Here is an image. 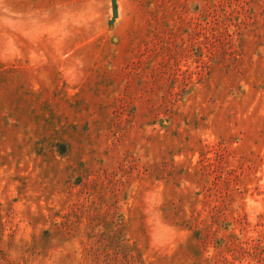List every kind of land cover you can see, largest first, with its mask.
Masks as SVG:
<instances>
[{"label": "rangeland", "instance_id": "374dc122", "mask_svg": "<svg viewBox=\"0 0 264 264\" xmlns=\"http://www.w3.org/2000/svg\"><path fill=\"white\" fill-rule=\"evenodd\" d=\"M111 1L0 0V264H264V0Z\"/></svg>", "mask_w": 264, "mask_h": 264}, {"label": "water", "instance_id": "95a60500", "mask_svg": "<svg viewBox=\"0 0 264 264\" xmlns=\"http://www.w3.org/2000/svg\"><path fill=\"white\" fill-rule=\"evenodd\" d=\"M111 2H112V4H114V3H115V0H112ZM116 14H117L116 9L113 8V9H112V15H113V17H115Z\"/></svg>", "mask_w": 264, "mask_h": 264}]
</instances>
